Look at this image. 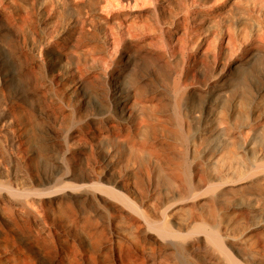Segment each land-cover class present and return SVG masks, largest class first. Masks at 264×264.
<instances>
[{"label": "bare ground", "instance_id": "1", "mask_svg": "<svg viewBox=\"0 0 264 264\" xmlns=\"http://www.w3.org/2000/svg\"><path fill=\"white\" fill-rule=\"evenodd\" d=\"M8 14L64 162L30 191L1 160L0 264H264V70L242 73L264 57V0H0ZM7 106L13 148L31 123L21 95Z\"/></svg>", "mask_w": 264, "mask_h": 264}, {"label": "rangeland", "instance_id": "2", "mask_svg": "<svg viewBox=\"0 0 264 264\" xmlns=\"http://www.w3.org/2000/svg\"><path fill=\"white\" fill-rule=\"evenodd\" d=\"M10 16L12 15L8 14V16L5 15L0 19V28L3 29L0 32V115L5 105H8L9 108L15 97L21 95L25 112L31 124L22 142L13 148L9 145V139L4 134H0V162L2 160L1 164L5 173L11 175L12 179L19 180V183L26 190L42 191V185L36 182V179L54 176L59 167L63 165V157L58 150L61 138H53L49 134V129L54 127L55 123L52 116L48 114L50 109L41 99L40 87L46 80L44 68L36 62L35 52L24 44L23 35H28V30L26 28L15 30L17 28L13 26V20ZM35 19L34 22L37 25L34 22L31 25L37 28L38 21H35ZM30 30L29 32H31ZM39 32L41 33V30ZM219 61H227V56L219 52L212 56L208 61V67H206L207 76L214 63ZM32 66L33 68H31ZM258 70H264V57H259L253 66L249 68V71L244 69L242 73H245V79L250 81L253 77H258ZM8 71L14 72L15 78L13 81H6L5 74ZM84 74L89 76L86 71H84ZM85 75L86 78L84 79L86 81L88 77ZM256 81L258 83V80ZM14 129L22 137L18 126L14 125ZM27 180L30 182H27ZM27 236L31 237L32 234L26 232L17 237L18 239H26Z\"/></svg>", "mask_w": 264, "mask_h": 264}]
</instances>
